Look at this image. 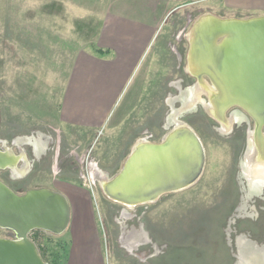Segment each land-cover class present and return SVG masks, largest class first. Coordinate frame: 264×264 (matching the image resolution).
I'll return each mask as SVG.
<instances>
[{
    "label": "rangeland",
    "instance_id": "1",
    "mask_svg": "<svg viewBox=\"0 0 264 264\" xmlns=\"http://www.w3.org/2000/svg\"><path fill=\"white\" fill-rule=\"evenodd\" d=\"M222 2L203 0L179 10L168 0L147 8L144 24L157 27V33L114 115L94 130L62 120L63 96L72 82H80L91 58H99L100 32L121 4L0 0V151L10 150L22 170L0 171V182L18 196L61 188L83 192L81 204L71 208L68 231L28 235L45 264H70L69 241L88 232L105 264H264V177L249 182L244 172L256 122L244 108H223L200 58L195 60L200 78L188 62L198 20H247L264 13ZM86 85L90 92L98 89L95 82ZM186 132L203 153L193 185L153 203L106 197L105 177L134 170L136 162L152 156L153 147L166 146L169 139L178 144V133L184 142ZM256 139L259 145L264 140V124ZM78 210L86 216L80 231ZM0 239L14 241L16 235L0 228Z\"/></svg>",
    "mask_w": 264,
    "mask_h": 264
},
{
    "label": "water",
    "instance_id": "2",
    "mask_svg": "<svg viewBox=\"0 0 264 264\" xmlns=\"http://www.w3.org/2000/svg\"><path fill=\"white\" fill-rule=\"evenodd\" d=\"M192 31L189 53L195 60L200 58L229 107L244 108L264 124V17L220 20L212 16ZM178 137V144L168 143L173 141L169 139L166 146L153 147L152 156L136 162L134 170L105 177L102 183L109 195L125 204L153 203L164 193L193 185L203 153L187 132L184 142ZM4 165L0 158V171L6 169ZM69 212L66 199L57 192L34 190L18 196L0 182V228L16 235L14 241L0 239V264H45L28 235L32 231L63 234Z\"/></svg>",
    "mask_w": 264,
    "mask_h": 264
},
{
    "label": "crops",
    "instance_id": "3",
    "mask_svg": "<svg viewBox=\"0 0 264 264\" xmlns=\"http://www.w3.org/2000/svg\"><path fill=\"white\" fill-rule=\"evenodd\" d=\"M121 9L112 12L107 17L104 29L100 32L99 47L97 49L109 51V55L92 57L84 73L80 74V82H72L63 96L61 118L83 128L97 130L114 115L112 110L117 107L118 100L125 89L129 77L144 55L146 47L152 42L157 33V27L145 25L142 14L147 8L157 2L168 0H116ZM179 10L193 6L203 0H171ZM222 4L238 10H255L264 12V0H223ZM176 7V8H177ZM128 8L131 11H128ZM124 10V12H123ZM126 10V12H125ZM125 13V15H124ZM139 16L141 18H139ZM264 17V13L256 19ZM242 20V19H237ZM149 27V28H148ZM150 30V31H147ZM105 37L106 39H104ZM104 39V40H103ZM188 43V42H187ZM114 55L119 56L115 60ZM102 58V59H101ZM87 82H95L98 89L90 92ZM86 87V88H85ZM67 201L71 213L69 225L72 223V207L81 204L83 192L81 190L59 189ZM75 213L79 231L86 220L81 210ZM94 236L96 237V229ZM89 234L79 236V239L69 241L68 260L70 264H105L98 245L92 242ZM93 236V235H92Z\"/></svg>",
    "mask_w": 264,
    "mask_h": 264
},
{
    "label": "bare ground",
    "instance_id": "4",
    "mask_svg": "<svg viewBox=\"0 0 264 264\" xmlns=\"http://www.w3.org/2000/svg\"><path fill=\"white\" fill-rule=\"evenodd\" d=\"M210 18H212V16H206V17L198 20V22L195 24V26L201 25L203 27V25L206 24L210 20ZM191 39H193V37H191ZM188 60H189L188 62L190 63V67H191V73H193V75H196L197 77L200 78V76H198V74H199L200 70H202V68L195 62V58L193 56V53H192V55H191V52L189 53ZM214 88L216 90L215 95H216V97H218L220 99V102L222 103L223 108H230L228 105V100L225 98V96H224L223 92L220 90V88L216 84H215ZM194 96H195V94H194ZM253 120H255V122H256V134L253 133L252 137L250 138V140L248 142L249 148H248V153L246 156V161H245L246 163L244 166L245 175L247 176L248 179H250L249 182H251V180H253L254 178L256 179L259 176L264 177V161L263 162L259 161L260 163L256 162L257 160H259V158L261 156L264 160V140H262V143L259 145V143L257 142V139H256V135L260 136V129L263 126V124L261 123L262 121L260 118L254 117ZM189 135L194 137L192 134H190L188 132V136ZM10 153H11V151L8 149H5V148H4V150L0 151V158L4 160V164H5L4 168H6V169L11 168L12 171L16 174L22 173V170H17L15 167L17 158H15L14 156H11ZM250 153H251L252 159L250 156H248ZM255 159H256V161H255L256 163H252V160H255ZM103 191H104V194L106 195L107 198H111V200L117 201V200H115V198H112L109 195V193L105 189V187H103Z\"/></svg>",
    "mask_w": 264,
    "mask_h": 264
},
{
    "label": "trees",
    "instance_id": "5",
    "mask_svg": "<svg viewBox=\"0 0 264 264\" xmlns=\"http://www.w3.org/2000/svg\"><path fill=\"white\" fill-rule=\"evenodd\" d=\"M95 52H96V54L99 55V56H105V55H109V54H110L109 51H106V50H100V49H96ZM46 247H47V246H46ZM57 247H59V245H57ZM47 250L49 251V248H48V247H47ZM50 250H51V249H50ZM53 254H54L53 256L56 257V254H55V253H53ZM38 255H39V254H38ZM39 256H40V258H41V260H42L43 262H46L45 259H44V257H43L41 254H40ZM51 264H56V263H55L54 260H53V262H52Z\"/></svg>",
    "mask_w": 264,
    "mask_h": 264
},
{
    "label": "flooded vegetation",
    "instance_id": "6",
    "mask_svg": "<svg viewBox=\"0 0 264 264\" xmlns=\"http://www.w3.org/2000/svg\"><path fill=\"white\" fill-rule=\"evenodd\" d=\"M183 82V81H182ZM186 89H188V88H186ZM186 89H185V92H186ZM185 94H187V92L185 93ZM188 110H186L185 112H187ZM188 133V132H187ZM248 148H249V144H248ZM246 163V162H245ZM248 179V178H247ZM248 180H250V179H248Z\"/></svg>",
    "mask_w": 264,
    "mask_h": 264
}]
</instances>
